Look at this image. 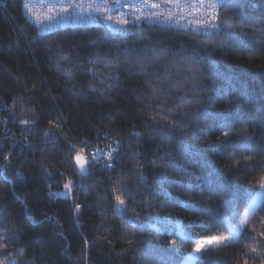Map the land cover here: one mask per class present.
Listing matches in <instances>:
<instances>
[{
	"label": "trees",
	"instance_id": "trees-1",
	"mask_svg": "<svg viewBox=\"0 0 264 264\" xmlns=\"http://www.w3.org/2000/svg\"><path fill=\"white\" fill-rule=\"evenodd\" d=\"M261 192L190 264H264V0L209 34L40 33L0 0V264H184Z\"/></svg>",
	"mask_w": 264,
	"mask_h": 264
},
{
	"label": "built area",
	"instance_id": "built-area-1",
	"mask_svg": "<svg viewBox=\"0 0 264 264\" xmlns=\"http://www.w3.org/2000/svg\"><path fill=\"white\" fill-rule=\"evenodd\" d=\"M223 0H23V13L40 32L103 25L112 29L159 25L212 33L220 28ZM83 158L112 168L109 150H91Z\"/></svg>",
	"mask_w": 264,
	"mask_h": 264
},
{
	"label": "rangeland",
	"instance_id": "rangeland-1",
	"mask_svg": "<svg viewBox=\"0 0 264 264\" xmlns=\"http://www.w3.org/2000/svg\"><path fill=\"white\" fill-rule=\"evenodd\" d=\"M72 191H73V187H72L71 183H68L63 190L55 192V195L60 196V197H72L73 196ZM262 196H263L262 192L257 195V197L253 201L251 208L244 214L242 219L238 222L239 224L233 230L232 234H230L228 236H224V237H218V238L205 240L204 242H202L201 244L198 245L195 252L191 255V257L184 264H190L191 262H193L197 258V256H199L200 254H202L205 250H207L209 248L224 245V244L230 243V242H235L237 240V235H238L239 231L243 228V226L245 225V223L247 222V220L251 216V213L253 212L254 208L261 201Z\"/></svg>",
	"mask_w": 264,
	"mask_h": 264
},
{
	"label": "bare ground",
	"instance_id": "bare-ground-1",
	"mask_svg": "<svg viewBox=\"0 0 264 264\" xmlns=\"http://www.w3.org/2000/svg\"><path fill=\"white\" fill-rule=\"evenodd\" d=\"M224 1H225V0H223V4H224ZM223 4H222V5H223ZM75 27H77V26H75ZM105 27H106V26H105ZM111 29H112V28H111ZM121 29H123V28H121ZM58 30H59V29H58ZM36 31H37V30H36ZM197 33H203V32H197ZM212 33H213V32H212ZM204 34H209V33H204ZM88 151H89V150H88ZM113 156H114V155H113ZM91 163H92V162H91ZM88 164H89V162H88ZM92 164H93V163H92ZM95 166H96V165H95Z\"/></svg>",
	"mask_w": 264,
	"mask_h": 264
}]
</instances>
